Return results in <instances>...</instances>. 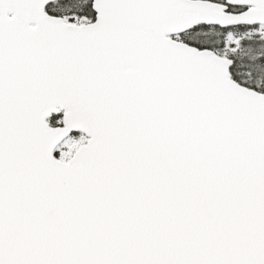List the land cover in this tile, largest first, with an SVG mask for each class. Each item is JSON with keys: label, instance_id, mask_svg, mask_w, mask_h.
Masks as SVG:
<instances>
[{"label": "snow or ice", "instance_id": "6c2138e0", "mask_svg": "<svg viewBox=\"0 0 264 264\" xmlns=\"http://www.w3.org/2000/svg\"><path fill=\"white\" fill-rule=\"evenodd\" d=\"M0 264H264V0H0Z\"/></svg>", "mask_w": 264, "mask_h": 264}]
</instances>
